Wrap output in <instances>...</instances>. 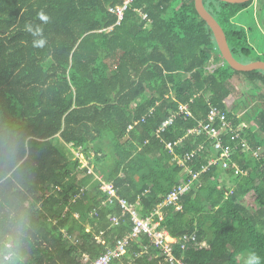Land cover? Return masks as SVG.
<instances>
[{
	"label": "trees",
	"instance_id": "trees-1",
	"mask_svg": "<svg viewBox=\"0 0 264 264\" xmlns=\"http://www.w3.org/2000/svg\"><path fill=\"white\" fill-rule=\"evenodd\" d=\"M253 1L203 0L235 59L253 51L236 21ZM121 4L0 0V262L11 252L6 264H92L132 230L118 200L145 218L181 184V208H163L161 227L195 241L173 244L174 259L264 257V101L236 116L232 84L240 74L264 86V72L223 61L194 0H134L118 20L109 8ZM41 11L50 17L42 49L25 30L42 24ZM211 62L220 64L208 71ZM211 108L231 125L220 136L233 149L225 168L210 164L213 139L189 133ZM109 264L177 263L140 235Z\"/></svg>",
	"mask_w": 264,
	"mask_h": 264
},
{
	"label": "built area",
	"instance_id": "built-area-1",
	"mask_svg": "<svg viewBox=\"0 0 264 264\" xmlns=\"http://www.w3.org/2000/svg\"><path fill=\"white\" fill-rule=\"evenodd\" d=\"M134 0H122V4L116 6L115 8H109V11L116 13L118 20L122 18L123 12L129 8V5ZM143 18H146V15H142ZM180 111H186V106H179ZM189 115V112H187ZM217 119L219 122L218 128L214 125V121ZM169 122L163 124L165 126ZM230 123L227 122L224 113L220 112L216 108H211L207 115V120L205 122H201L197 127L190 130L189 133L199 135L204 133L208 138L213 139V149L214 151H219L218 158L212 160L210 164H215L217 161L221 162L223 168L227 167V161L230 159L232 155L233 149L228 146H223L221 143V133L226 128H230ZM129 129L131 126L128 127ZM167 147L170 149L171 145L168 144ZM75 157H79L80 161L83 160V157L77 152H74ZM189 157V156H186ZM83 162V161H82ZM192 178H196V174H191ZM108 189V187L106 188ZM189 189V184H181L175 187L168 193V195L164 198V200L158 204L155 210L147 217L141 218L135 209L134 205L131 206L127 204L124 200H118L121 208L128 212L133 222L132 230L129 232L127 236L123 239L117 240L115 245L112 248H108L104 254L96 258L92 264H109L111 259L118 258L124 255L126 251V247L129 244V240H135L140 235H146L151 244L159 249V256L163 258L165 262H173L175 261L177 264H184L180 260L174 259L173 256V244L177 243L179 238L170 237L167 230L161 227V221L163 218V208L175 205L176 209H179L180 206L177 205L178 200L182 195H184ZM112 194V192H110ZM115 220V219H114ZM195 241V235H184L180 238V248L184 249L185 244L189 241ZM199 246H204L203 243H200ZM148 247V246H147ZM145 247V249L147 248ZM11 258V255H4L3 259L8 260Z\"/></svg>",
	"mask_w": 264,
	"mask_h": 264
},
{
	"label": "rangeland",
	"instance_id": "rangeland-1",
	"mask_svg": "<svg viewBox=\"0 0 264 264\" xmlns=\"http://www.w3.org/2000/svg\"><path fill=\"white\" fill-rule=\"evenodd\" d=\"M236 21L249 30V44L253 47L249 57L239 56V59L236 60L241 63H248L262 59L264 38L261 34H264V0H254L249 7L240 12L239 19ZM218 64L211 62L207 70L211 71ZM232 84L235 87L234 93L238 99V106L234 110L236 116L249 114L264 101V86L260 82H250L239 74L232 77ZM107 187L102 188L106 190ZM245 205L248 209H254L252 193L245 197Z\"/></svg>",
	"mask_w": 264,
	"mask_h": 264
},
{
	"label": "water",
	"instance_id": "water-1",
	"mask_svg": "<svg viewBox=\"0 0 264 264\" xmlns=\"http://www.w3.org/2000/svg\"><path fill=\"white\" fill-rule=\"evenodd\" d=\"M220 1L240 4V3H245L249 0H220ZM194 7L198 16L210 28L216 46L219 50L220 56L231 69L238 72H250L253 70H261L264 72V61L258 60L248 63H241L233 57L221 26L217 23V21L209 13V11L204 7L203 0H194Z\"/></svg>",
	"mask_w": 264,
	"mask_h": 264
},
{
	"label": "clouds",
	"instance_id": "clouds-1",
	"mask_svg": "<svg viewBox=\"0 0 264 264\" xmlns=\"http://www.w3.org/2000/svg\"><path fill=\"white\" fill-rule=\"evenodd\" d=\"M38 18L42 22V24L36 25L35 27H33V24H27L25 26V30L29 34H31V36L33 37V39H32V46L34 48H40V49H42L47 44L46 38H44L43 35H42V33H43V27H42V25L48 23L49 20H50V17L48 15H46L43 11H41V12L38 13ZM37 36H39L41 38L40 39H35V37H37ZM193 155H194V153H192L190 155H186V156H189L190 157V156H193ZM177 205L180 206L178 203H177ZM170 206H175V205H170ZM175 208H176V206H175ZM170 237H172V236H170ZM0 264H2V262H0ZM246 264H264V257H262L261 255H259L255 250H250L247 253Z\"/></svg>",
	"mask_w": 264,
	"mask_h": 264
},
{
	"label": "crops",
	"instance_id": "crops-1",
	"mask_svg": "<svg viewBox=\"0 0 264 264\" xmlns=\"http://www.w3.org/2000/svg\"><path fill=\"white\" fill-rule=\"evenodd\" d=\"M82 164H83V166H85V165L87 164V162L84 160V161L82 162ZM230 185H231V183L228 182L226 186L228 187V186H230ZM155 208H156V207H155ZM180 208H181V206H180ZM180 208H179V209H180ZM179 209H178V210H179ZM154 210H155V209H154ZM154 210H153V211H154ZM201 243H203L204 246H206V243H205V242H201ZM6 245H7V247H9V244H6ZM9 254L11 255L12 253H11V252H7V253H5V255H9ZM5 261H6V260H4V262H2V264H6Z\"/></svg>",
	"mask_w": 264,
	"mask_h": 264
}]
</instances>
